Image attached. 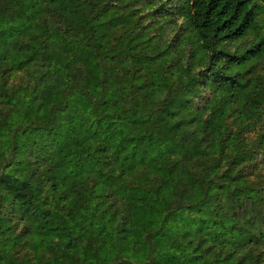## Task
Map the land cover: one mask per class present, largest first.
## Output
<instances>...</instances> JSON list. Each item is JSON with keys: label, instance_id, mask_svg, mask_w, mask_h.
<instances>
[{"label": "trees", "instance_id": "obj_1", "mask_svg": "<svg viewBox=\"0 0 264 264\" xmlns=\"http://www.w3.org/2000/svg\"><path fill=\"white\" fill-rule=\"evenodd\" d=\"M0 264H264V0H0Z\"/></svg>", "mask_w": 264, "mask_h": 264}]
</instances>
